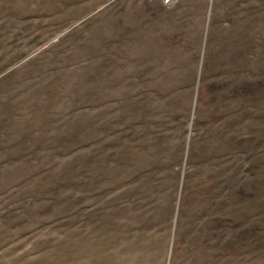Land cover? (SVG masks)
I'll return each instance as SVG.
<instances>
[{"label":"rangeland","instance_id":"obj_1","mask_svg":"<svg viewBox=\"0 0 264 264\" xmlns=\"http://www.w3.org/2000/svg\"><path fill=\"white\" fill-rule=\"evenodd\" d=\"M0 264H264V0H0Z\"/></svg>","mask_w":264,"mask_h":264},{"label":"built area","instance_id":"obj_2","mask_svg":"<svg viewBox=\"0 0 264 264\" xmlns=\"http://www.w3.org/2000/svg\"><path fill=\"white\" fill-rule=\"evenodd\" d=\"M165 7H171L176 4L177 0H157Z\"/></svg>","mask_w":264,"mask_h":264},{"label":"bare ground","instance_id":"obj_3","mask_svg":"<svg viewBox=\"0 0 264 264\" xmlns=\"http://www.w3.org/2000/svg\"><path fill=\"white\" fill-rule=\"evenodd\" d=\"M117 101H118V100H117ZM95 103H96V102H95ZM99 106H100V105H99ZM102 109H103V108H102ZM97 111H98V107H96V109H95V117H96V120H97V117H98V114H99ZM93 115H94V114H93Z\"/></svg>","mask_w":264,"mask_h":264},{"label":"water","instance_id":"obj_4","mask_svg":"<svg viewBox=\"0 0 264 264\" xmlns=\"http://www.w3.org/2000/svg\"><path fill=\"white\" fill-rule=\"evenodd\" d=\"M199 84V83H198ZM195 105V104H194ZM192 118H193V116H192Z\"/></svg>","mask_w":264,"mask_h":264}]
</instances>
